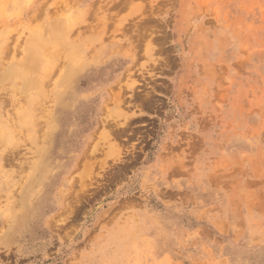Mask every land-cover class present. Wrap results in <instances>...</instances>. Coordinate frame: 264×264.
I'll return each mask as SVG.
<instances>
[{"label":"rangeland","instance_id":"rangeland-1","mask_svg":"<svg viewBox=\"0 0 264 264\" xmlns=\"http://www.w3.org/2000/svg\"><path fill=\"white\" fill-rule=\"evenodd\" d=\"M31 1L0 72L81 11L93 50L52 127L0 79V264H264V0Z\"/></svg>","mask_w":264,"mask_h":264},{"label":"bare ground","instance_id":"bare-ground-1","mask_svg":"<svg viewBox=\"0 0 264 264\" xmlns=\"http://www.w3.org/2000/svg\"><path fill=\"white\" fill-rule=\"evenodd\" d=\"M31 3H32L31 0L29 1L27 0L26 3H22V4L15 3V5L13 6L14 11L19 10L20 12H22L20 9L21 6L24 9L23 14L19 13L17 15V19L22 18L23 15L29 17L28 11H30L33 8ZM35 10L36 9L34 8V11ZM4 11L5 9L3 10V15L7 19L2 22L3 26H5L7 23L10 22L8 21L9 17L7 16L6 13H4ZM9 11L11 12V10ZM84 11L86 13L85 16L87 17V15H89V12H87V9H84ZM32 13H33V10H32ZM79 15H80V18L75 19L73 21L66 20V21L61 22V21L52 20L42 26L39 25L37 28L34 26L36 29L32 32V34H30L29 37L27 36L28 40L26 44L24 43L25 48L22 51L23 54H21L23 55V59H21L18 63L16 62L17 65L12 66V68H10L9 70L4 69V71L0 72V79H3V80L5 78L15 79L19 77L23 81L22 83H23L24 89L27 88L28 90L29 88H32L38 91L37 95L34 98L30 97L31 99L29 100L28 110L27 112L26 111L23 112L22 117H21L22 120L28 121L27 119L29 118L33 122V120L35 119V121L33 122V125L38 126V122L41 120V118H44L47 116L48 120L46 121L48 122L51 121V123H47V124L49 127H52L53 125H55L54 123L55 119L57 120V117L62 115L63 113L65 114L66 112H70L72 116L74 112L75 113L79 112L80 109H78V107L76 108L77 102L75 103V87L76 89L78 88V86L76 85L80 81V78L83 76L82 71L84 72L85 70H87V66L89 65L87 62L84 61L85 56L88 55L91 50H93L90 37L82 36V33L85 31L82 32L79 30L82 21H84V15L82 11L81 13H79ZM38 16H39V13H38ZM34 17L35 16L33 15V18ZM31 20H32V17H31ZM103 29L105 28L102 27L100 31H103ZM9 42H10L9 37H6V36H4V38L1 37L0 39V61H1V58L4 57L5 55H9V57L12 59L17 58L16 57L17 51L16 49L14 48L11 49L9 47V44H10ZM89 58H90L89 60H94L95 56L93 58V55H91L89 56ZM14 61H17V60H14ZM57 71L61 73V77L58 82H54V86L58 85L59 88H61L63 91L61 90L62 91L61 92L59 90L58 91L52 90L53 91L51 92L53 95L52 98L56 106L54 110L52 109L48 111L46 107L45 108L42 107L43 106L42 102H41L42 103V106H41V104L38 101V97L42 93H44V91L46 92V90H44L45 88L43 89V86L46 84L45 78H47L48 76L51 77L53 75H55V78H57L56 76H58L59 78V74H58L59 72L56 74ZM46 96H48V93ZM48 98H51V97H48ZM51 107H49V109ZM47 111H48V115H46ZM40 114H43L42 117H40ZM53 133H55L54 129L52 130L51 134ZM46 161H44V163ZM88 170L90 169L88 168ZM32 184H34V182ZM27 191H29V188L27 189Z\"/></svg>","mask_w":264,"mask_h":264}]
</instances>
